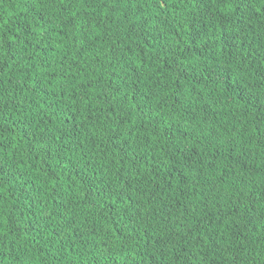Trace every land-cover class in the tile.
Here are the masks:
<instances>
[{
    "label": "trees",
    "instance_id": "obj_1",
    "mask_svg": "<svg viewBox=\"0 0 264 264\" xmlns=\"http://www.w3.org/2000/svg\"><path fill=\"white\" fill-rule=\"evenodd\" d=\"M0 264H264V0H0Z\"/></svg>",
    "mask_w": 264,
    "mask_h": 264
}]
</instances>
